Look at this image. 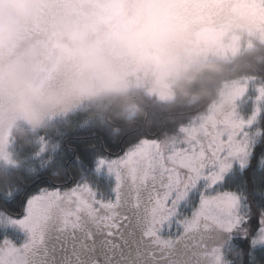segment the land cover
Segmentation results:
<instances>
[{
  "label": "flooded vegetation",
  "instance_id": "af4514ba",
  "mask_svg": "<svg viewBox=\"0 0 264 264\" xmlns=\"http://www.w3.org/2000/svg\"><path fill=\"white\" fill-rule=\"evenodd\" d=\"M224 3L11 0L4 8L13 30L3 29L6 33L0 35V102L13 109L14 118L30 116L37 100L43 109L51 108L50 118H43L39 110L29 127L21 126L29 130L66 121L87 107L118 105L129 110L139 102L146 104V96L157 99L156 94L165 91L163 79L160 84L156 80L159 68L171 74L185 48L197 44L196 51L201 52L191 54L187 73L173 87L203 63L231 60L207 59L212 45L199 35L201 28L212 25L205 21L204 12L223 10ZM233 37L241 41L238 33ZM253 40V44L259 42ZM243 53L241 48L234 57ZM224 180L219 186L222 192L210 194V201L216 202L225 193ZM90 183L99 195L88 192L68 204L63 197L45 198L35 206L44 212L19 219L16 237L24 236L22 230L29 240L26 264H211L209 259L222 251L220 247L229 264L231 234L228 244H213L212 249L204 245L208 234L217 235L206 225L211 207L216 210L217 205L205 204L203 213L196 212L203 205L199 195L208 194L205 185L183 186L181 190L186 189L190 197L182 200L159 181L124 182L118 196L111 181ZM236 229V237L242 238L243 231ZM219 232L221 241L223 230ZM237 249L241 253V246Z\"/></svg>",
  "mask_w": 264,
  "mask_h": 264
},
{
  "label": "rangeland",
  "instance_id": "374dc122",
  "mask_svg": "<svg viewBox=\"0 0 264 264\" xmlns=\"http://www.w3.org/2000/svg\"><path fill=\"white\" fill-rule=\"evenodd\" d=\"M224 1L223 10L212 7L211 12H204L205 21L212 24L199 31L204 43L212 45V48L209 46L207 49V59L232 60L241 48L244 51L251 49L254 46L251 42L253 39L264 42V0ZM10 2L11 0H0V35L4 32L3 29L13 30V26L9 24L11 17L9 11L4 8L5 4ZM198 16L202 17V14ZM237 33L241 36V41L239 39L238 43L236 37H233ZM196 48L197 44L179 53L177 65L171 74L166 75L164 68H159L160 72L157 73L156 80L160 84L163 79L161 88L165 91L157 93V99L161 101L173 99V85L187 73L192 63L191 54L195 53ZM196 52L200 53L201 50L198 48ZM35 106L37 108L33 110V107L31 108L30 116H26V113L20 118H14L16 114L13 115V109L9 108L6 102L4 106L0 102V118L2 117L0 163L6 166L17 165L13 153L19 142L15 136L17 127L20 128L22 125L29 127L41 111L43 118H50L51 108L43 109L39 100L35 102ZM260 143L263 145L261 153L253 151ZM39 146L40 149L36 154L27 150L26 167L30 170H33L36 159L42 158L47 151L45 145ZM253 163H257L260 169L264 165V84L257 78L241 76L223 82L217 97L207 109L191 115L186 124L178 126L171 134L165 133L155 139H140L138 144L119 157L97 156L94 159L93 177H83L76 185L71 184L66 187V190L56 192L53 189L32 195L27 200L25 216L29 214L34 218L33 212H44L43 209L36 210L35 206L45 198L63 197L68 204L72 202L73 197L79 199L88 196V192L93 196L99 195L97 190H93L90 183L92 181H98L100 185L111 181L115 196L120 194L124 182L142 184L147 181H159L162 186H166V190L171 195L182 200H187L190 194L186 189L181 190V188L193 182L197 185H205L208 187L205 191L209 190L207 195H199L203 205H199V210L197 208L196 212L203 213L205 204L217 205L216 210L211 207L212 213L207 217L206 222L208 228L212 232H217V235L214 238L212 234H208L204 245H210L212 249L213 244L218 246L228 244L227 237L231 232L237 234L234 230L237 228L236 230L243 231L240 233L242 244L248 245L246 247L253 250L264 245V210L262 214L254 216L252 221L248 222V211L243 204V197L236 192L225 191L220 194L221 197L216 202L210 201L212 194L222 192L219 186L224 178L238 174L243 179V171L247 173L251 170ZM247 166L249 169L245 170ZM84 213L86 215L90 213L87 207H84ZM21 218L0 216L2 230L0 264H26L29 260V240L25 236L27 232L20 230L21 235L24 236L19 239L16 237L19 233L17 224L20 223ZM220 230H223L224 234L221 241ZM251 231L252 234H249ZM220 248L224 251L222 247ZM222 251L216 252L209 259L211 264H228L226 255Z\"/></svg>",
  "mask_w": 264,
  "mask_h": 264
},
{
  "label": "trees",
  "instance_id": "16d2710c",
  "mask_svg": "<svg viewBox=\"0 0 264 264\" xmlns=\"http://www.w3.org/2000/svg\"><path fill=\"white\" fill-rule=\"evenodd\" d=\"M241 76L257 78L264 84V42L255 43L232 60L197 66L174 86L171 101L146 96V104L139 102L129 110L118 105L111 108L98 105L84 108L66 121L47 122L36 130L20 127L15 130L19 142L13 151L17 165L0 163V216L20 218L32 195L67 187L83 177H93L97 156L119 157L140 139L171 134L178 126L186 124L191 115L204 112L217 97L223 82ZM39 145H45L47 151L36 159L30 170L26 167L27 150L36 154ZM258 146L253 151L260 152L263 145ZM258 166L253 163L251 170L243 171V179L238 174L228 176L222 185L225 191L243 197L248 222L264 210V165L261 169ZM230 240L229 264H264V245L251 250L234 232ZM238 245L241 253L235 250Z\"/></svg>",
  "mask_w": 264,
  "mask_h": 264
}]
</instances>
